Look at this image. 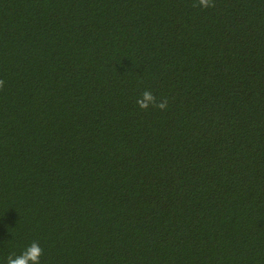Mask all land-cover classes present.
<instances>
[{"label": "trees", "instance_id": "16d2710c", "mask_svg": "<svg viewBox=\"0 0 264 264\" xmlns=\"http://www.w3.org/2000/svg\"><path fill=\"white\" fill-rule=\"evenodd\" d=\"M194 2L0 0V264H264V0Z\"/></svg>", "mask_w": 264, "mask_h": 264}, {"label": "clouds", "instance_id": "9594fccd", "mask_svg": "<svg viewBox=\"0 0 264 264\" xmlns=\"http://www.w3.org/2000/svg\"><path fill=\"white\" fill-rule=\"evenodd\" d=\"M193 7H202L203 9L214 8L215 0H195ZM5 81L0 79V89H3ZM137 105L140 109L147 110L150 107H155L160 110L168 108V100L165 98L158 101V98L150 90H145L141 93V98L137 100ZM43 248L36 241L28 245L25 250L18 256L9 255L7 264H41V256Z\"/></svg>", "mask_w": 264, "mask_h": 264}]
</instances>
